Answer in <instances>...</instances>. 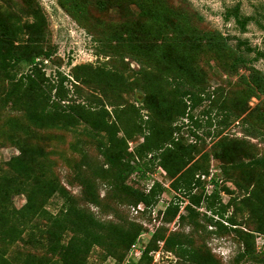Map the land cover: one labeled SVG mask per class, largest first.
<instances>
[{"label":"rangeland","instance_id":"374dc122","mask_svg":"<svg viewBox=\"0 0 264 264\" xmlns=\"http://www.w3.org/2000/svg\"><path fill=\"white\" fill-rule=\"evenodd\" d=\"M103 1L100 7L98 0H0V39H13L18 49L34 40L41 48L36 59L38 86H22L15 95L18 79L31 68L26 61H20L12 79L0 71V174L8 170L6 161L19 156L29 164L35 183L55 188L45 205L53 215L65 204L60 192L65 190L78 207L103 223L106 233L114 226L124 234L141 226L129 248L120 242L113 247L95 245L85 264H193L180 256L174 241L204 253L214 264H262L248 259L237 262L244 249L237 233L221 231L209 221L215 216L208 211L207 200L192 206L197 212L191 216L184 208L188 197L170 187L171 176L155 161H148V177L135 170L126 183L147 190L159 180L166 190L149 207L142 203V209L134 207L122 187L108 182L114 168L108 169L102 152L120 154L134 163L138 159L129 152L143 141L135 133L137 123L145 131L149 124L159 127L180 142L184 158L200 168L197 174L207 172L200 175L203 192L218 191L214 207H220L219 201L226 205L225 216L232 218L233 227L254 233L260 253L263 236L255 230L264 217V168L250 162L264 155V92L254 95L252 91L253 77L264 75V59L257 54L264 52V0ZM236 5L241 16L251 17L244 28L232 16L224 17ZM158 13L170 14L169 22H174L176 30L160 33L157 23L162 16ZM142 50L155 64L159 62L155 70L144 63ZM179 55L190 61L179 82L196 94L197 105L193 106L190 96L186 101L187 111L199 125L176 114L180 94L173 90L175 80L155 85L153 79L152 73L158 74L163 61L171 63ZM62 76L67 80L61 83ZM57 90L64 108L76 103L97 110L107 106L108 118L117 117L113 143L106 132L92 131L74 114L66 119L68 129L32 124L28 115L40 112L50 95L51 101L57 100ZM123 128L133 134L128 136ZM97 169L104 176L94 179ZM83 177L96 186L98 205L80 200ZM201 191L197 187L192 193ZM171 201H177L183 219H168L164 209ZM25 202L24 193L14 192L0 213L12 217L8 207L20 208ZM33 223L38 227L35 236L46 242L43 229L50 224L42 218ZM70 235L66 233L64 241ZM22 237L12 245L0 241V253L18 264L26 259L38 264L63 263L58 255L28 243V231ZM168 237L170 245H166Z\"/></svg>","mask_w":264,"mask_h":264},{"label":"trees","instance_id":"16d2710c","mask_svg":"<svg viewBox=\"0 0 264 264\" xmlns=\"http://www.w3.org/2000/svg\"><path fill=\"white\" fill-rule=\"evenodd\" d=\"M98 2L100 7L104 6L103 0H98ZM157 15L162 16L161 22L159 21L157 23L160 33L163 31L167 32L173 28L175 29L174 22H169L171 21L170 14L166 13V16H164L158 13ZM230 16L235 19V22L241 28H244L246 23L251 20L250 16L240 15L238 5L225 12L224 17L226 19ZM172 37L176 39L177 34L173 33ZM20 48H22V50L18 51ZM20 48L18 49L13 44V39L9 38L8 42L5 41V39L4 41L0 39V71L7 79H12L13 76L16 75L15 70L20 61H26L31 65L30 71L26 74H21V77L17 81V86L14 85L18 90L15 91V95L17 96L22 86H38L39 83L36 78H39L40 75L38 71L40 67H38L39 64L36 59L37 55L40 54L41 48L37 45V42L34 40L29 41ZM247 50L251 51V48L247 47ZM257 54L264 59V52L258 51ZM44 56L48 57L49 53L44 52ZM142 56L146 58H143L144 63L151 68V71L155 70L159 62L155 64L144 50H142ZM188 60V57L179 55L175 60H172L171 63L163 61L162 68L158 70V74L151 73L154 75L153 79L155 80V85L163 84V81L166 79L175 80L173 90H177L180 94V101L175 108L176 114L181 117L187 116L192 119L196 125H199V120H194V116L187 111L188 101H186V97L190 96L193 101V106L197 105L195 101L196 94L191 90H184L179 82H183L182 80H184V76L187 74L184 70L188 67L190 62ZM139 61L142 62V59H139ZM65 80H67L66 76H62L61 83ZM253 81L255 83L252 88V91H254L253 94H257L255 91L264 92V75L260 74L259 76H254ZM56 94L57 100L51 101L52 98L50 95L48 102L40 112L30 113L28 115L32 124L39 128L68 129L66 119L71 118L74 114L79 117L78 120L87 122L92 131L96 133L106 132L108 134V140L113 143L116 139V132L118 129L117 117L115 116L112 120L108 118L111 112L107 106L97 110L86 104L76 103L69 105L68 108H64L63 105H61L63 99L60 91L57 90ZM149 125V130L145 131L144 125L141 122L137 123L135 133H139L143 136V141L140 142L134 150H130L129 152L131 156L134 155L138 159L136 162L134 161L133 163L128 158L124 159L120 154H111L107 151L102 152L105 156L106 164H108V169L109 167L114 168V173L109 177L108 182H110L113 187H122V189L128 193V199L134 207H137L139 203H142L145 207H149L155 202L156 196L166 190L167 186L162 184L159 180H155L147 190H138L127 184L126 179L135 170L140 172V176L148 177L147 172L149 168H147V165H150L148 161H150L151 164H153L154 161L157 162V165L161 166L166 173L171 176L170 187L176 192L184 195V197H188L189 204H186L184 208L188 210L191 216L195 215L197 212L192 206L199 205L203 199L207 200L208 211L213 214L212 216L216 217V219H213L215 217H209V221L214 223L221 231L226 232L232 230L237 233L241 243L244 244L243 251H241L236 258L237 262L248 259L256 263L264 264V217L260 218L255 230V233L263 236V249L258 253L254 233L233 227L235 223H233L231 217L225 216L226 205H223L221 201H219L220 207H214L213 200L219 198L218 191L213 189L209 194L203 192L205 183L203 184L200 175L206 176L207 172L203 171L197 174L200 168L189 161V159L184 158L182 152L183 147L180 142H178L177 139L174 140L175 138L172 136H166L159 127L153 128L151 124ZM175 128L179 129L181 126L176 125ZM123 129L128 136L133 134L132 131L126 128ZM191 133L195 135V132L191 131ZM148 154H151V156L147 158V161L143 160L139 162V159L147 157ZM5 164L8 170L6 173L0 174V209L2 210L6 207L7 200L14 192L24 193L26 195V202L20 208H14L13 206L8 207L9 210H7V212H9L12 217L0 213L1 242L12 245L16 241L22 240L23 233L28 231V243L33 246L36 245L45 248L49 254L58 255V258L63 262L62 264H85L87 254L95 245L113 247L120 242L126 249L130 247L140 234L142 229L140 225L132 232L126 231V234L115 226L106 233L103 223L97 220L93 214L86 212L84 208L78 207L74 199L68 195L65 190L60 191L65 200V204L57 214L53 215L45 209V205L55 193V188L50 186L46 187L45 185L39 186L38 183H35L29 164L19 156L11 157ZM250 164L264 168V155L253 158ZM95 172L96 173L93 174L94 179L104 176V171L102 170L97 169ZM92 182L93 181L86 177L80 179V200L98 205V193L96 192V186H94ZM197 187H201L202 191L198 194L192 193ZM130 195L133 196L131 200ZM164 213H166L168 219L176 216H179L181 219L184 218V215L179 214V204L177 201L169 202L164 209ZM35 218L45 219L50 224L48 229H43L46 234V242L42 241L40 237L35 236V230L38 229L37 224L33 223ZM66 233H71V235L64 241ZM165 241L166 245L172 243L171 237L166 238ZM174 242V244L178 245L176 250L179 251L180 256L187 261L193 264H214L209 256L205 257L204 253L185 247V244L181 241ZM35 261L36 260L33 259H26L20 264H38V262ZM0 264L18 263L11 261L0 253Z\"/></svg>","mask_w":264,"mask_h":264},{"label":"built area","instance_id":"2783aa9c","mask_svg":"<svg viewBox=\"0 0 264 264\" xmlns=\"http://www.w3.org/2000/svg\"><path fill=\"white\" fill-rule=\"evenodd\" d=\"M139 209H142L143 206H141V203L138 204Z\"/></svg>","mask_w":264,"mask_h":264}]
</instances>
